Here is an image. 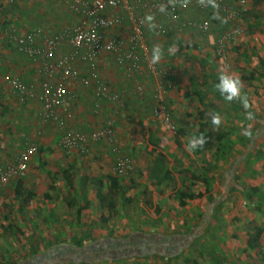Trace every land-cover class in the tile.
Masks as SVG:
<instances>
[{
	"label": "rangeland",
	"instance_id": "obj_1",
	"mask_svg": "<svg viewBox=\"0 0 264 264\" xmlns=\"http://www.w3.org/2000/svg\"><path fill=\"white\" fill-rule=\"evenodd\" d=\"M182 3L187 4L178 10L179 15L198 17L192 2ZM43 5L47 7L49 2L44 0ZM227 5L232 6L242 33L225 42L223 56L221 49H217L215 18L203 32L195 28L180 30L175 21L163 18L171 22L172 30H168L159 13L134 10V14L144 19L142 32L149 53L131 74L123 70L114 56L103 54L100 61L98 59V74L111 89H123L124 96L118 102L94 101L97 104L94 126L99 127L112 115L115 142L120 152L131 158L133 171L125 176L115 173V154L107 143L103 153L94 157L88 156L89 152H75L72 156L61 148L52 156V152L44 156L40 153V144H36L37 151L21 176L23 193L30 190L32 195L28 198L15 195L16 178L0 186V240L5 243V248H0L5 259L3 264H15L16 257L25 264H33L37 258L41 264H55L52 259L56 258L45 257L54 249L64 257L62 248L75 242L88 248L107 239L115 242L116 248L104 253V259L98 260L102 254H97L91 256L93 260L80 263L74 260L81 252L77 249L79 253L73 254L71 259L76 262L60 260L58 264H183L184 258L194 259L199 264L259 263L264 231L262 240L254 248L246 246V239L255 227L264 230V68L260 65V59L264 60V0H230ZM213 13L212 16L216 14ZM64 22L67 25L71 21H58L56 27L61 28ZM22 27L26 29L30 25ZM128 27L129 22L124 21L125 37L129 34ZM16 30L23 31L22 28ZM0 50H3L0 65L4 62L5 73L13 76V72L18 71L12 59H20L1 38ZM158 67L169 70L168 78L172 79L161 102L170 114L172 130L150 113L152 95L164 82L155 69ZM78 71L85 75L87 67L80 65ZM214 76L222 78L221 85L227 88V95L214 85ZM134 84L143 87L139 95L134 93ZM30 103L25 104L27 109H34L36 104ZM198 110L204 112L207 126L213 132H223L226 137L222 145L214 143L200 153L194 150ZM9 119L13 116L9 115ZM177 127H183L185 134L177 133ZM150 138L155 147L153 154L162 153L164 165L170 169L171 179L165 177L159 185L154 184L156 178L152 179L148 171L153 162L149 154ZM8 161H12L10 156ZM63 170L73 189L68 188L62 178ZM190 173L209 176L208 195L211 197L186 200L180 206L179 190L204 189ZM106 174L114 175L118 182L112 213L99 206L91 184V180L100 178L105 181V187ZM50 182L55 189L50 191V198H44ZM70 198L76 203L68 208L65 201ZM160 236L170 243H190L180 251L156 247L135 249L133 245L126 251L123 247L132 239L154 240Z\"/></svg>",
	"mask_w": 264,
	"mask_h": 264
},
{
	"label": "built area",
	"instance_id": "obj_2",
	"mask_svg": "<svg viewBox=\"0 0 264 264\" xmlns=\"http://www.w3.org/2000/svg\"><path fill=\"white\" fill-rule=\"evenodd\" d=\"M7 2H26L28 0H5ZM192 2L195 7L212 9L223 5L224 0H71L69 9L79 17L76 24H67L55 31H46L43 27H30L24 31L14 29L5 30L4 35L14 47L24 53L30 59H39L42 63V79L40 81L39 101L43 107L41 116L45 119H52L59 126H62L64 119L56 113V107L63 105L70 98L69 90L64 85V80L78 79L84 87H91L94 97L97 100L122 101L123 89H111L99 76L97 68V57L99 54H111L114 56L127 73L131 74L137 64L138 55L147 56L146 44L142 38L143 18L134 14L136 2L145 10L164 9L165 14L174 16L177 7L185 6ZM122 9L128 15L129 34L124 36L123 24L113 10ZM227 17H233L234 11L229 7L226 9ZM198 30L204 31L207 28L205 22L192 23ZM116 31V33H115ZM241 33L238 27L226 30L217 43L219 50H223L225 42ZM69 45L67 55L56 58V50L62 44ZM137 48V50H136ZM220 51V53H221ZM222 51V56H223ZM75 61L85 63L87 73L80 74ZM58 74L57 81H52L54 75ZM158 74L165 78L169 70L162 69ZM6 81L22 95H30L33 91L32 85H24L15 76H6ZM169 86V85H168ZM142 86L134 85V90L140 94ZM160 92L161 97H160ZM165 91L160 86L157 93L152 95L156 99L151 110L152 116L161 119L165 128L172 130L174 125L170 114L161 106ZM105 141L115 154L113 169L117 175L125 176L133 171L131 158L126 153H121L114 138V119L109 115L103 124L88 133L77 130H64L59 144L64 152L78 151L86 153L90 143ZM37 146L32 141H26L22 149L16 154L12 161L0 166V186L13 178L24 175L28 168L30 157L36 153ZM261 264H264V253L261 257Z\"/></svg>",
	"mask_w": 264,
	"mask_h": 264
},
{
	"label": "crops",
	"instance_id": "obj_3",
	"mask_svg": "<svg viewBox=\"0 0 264 264\" xmlns=\"http://www.w3.org/2000/svg\"><path fill=\"white\" fill-rule=\"evenodd\" d=\"M43 1L44 0H30L28 2H20L21 4H18V6H16V4H10L12 2L0 0V24L2 25L0 38L7 46L13 48V51L16 53V57L20 59L18 61L12 59L11 63L14 65L15 70L19 72V74L18 72H13V76L18 77L24 85L33 86V91L30 95L24 96L22 94H19L6 81L5 77L9 75L8 73H5L6 66L4 62L1 63L0 73L3 75L1 76L0 74V166L4 163L9 162V156L13 160L16 154L22 149L26 141H32L35 144L39 143V146L42 148L40 153H43V155L45 156L52 152V156L54 154V151H57L61 148L59 140L64 130H77L88 133L96 129V127L94 126V122L96 120V117L94 115L97 113V104H95L94 102L96 98L94 97L93 92L90 89L91 87H88V89L83 88L78 79L76 80L68 78L63 81L70 94V98L67 100V102H64L63 105L56 107V113L64 119L63 125L59 126V124L54 120L45 119L41 116L43 107L38 99V96L40 93V81L42 79V63L39 59H30L24 53L19 52L4 35L5 30L14 29L15 31H18L16 30V28H22L24 31L30 27H33L31 25L34 23H38L39 21L40 26L43 27L46 31H55L56 29H59L58 27H56L58 21H71L72 13H67L68 16H65L66 10H68L66 6L68 2L70 3L71 0H56L54 2H49V6L47 7L43 5ZM63 1L66 2V4H63ZM144 12L146 11L144 10ZM123 15L124 17H128L125 12H122V16ZM37 16L38 21L36 19ZM127 20L128 18L126 19V22ZM122 21L124 26V19H122ZM66 23L64 22L63 24L65 25ZM24 24H28L30 25V27L24 29L22 27V25ZM62 25L60 27H62ZM3 50H0V55L2 56L3 54L1 53V51ZM69 51V45L66 43L62 44L56 50V58L67 55ZM103 54H99L97 57L96 63L98 69H100L98 59L100 61ZM74 64L77 66H86L85 63L78 61H75ZM119 66L121 65L119 64ZM123 70L127 73L124 68ZM4 75L6 76L3 79ZM58 77V74L54 75L52 81H57ZM84 91L86 93H84ZM29 102H31L30 104L33 106H35L36 104V107L34 109H27L25 104ZM91 102L93 105L91 104ZM31 110L34 113L31 114ZM8 113L11 117L13 116V119H9ZM10 120H13L14 122H11L10 124ZM105 143L107 142L98 141L94 144L92 143V146H88L89 148L87 153H90H88V156L94 157L99 154V152L103 153ZM94 145L98 146L99 149L98 147H94ZM75 152L77 154L80 153L74 150L70 154L72 156H75ZM260 240H262V236L259 241ZM2 242L3 241L0 240V248L3 250L5 248V243L3 244ZM189 243L190 242L188 241H181L177 242L176 244L173 242L169 243V246H176L178 249H180L181 247H188ZM263 246L264 245H262L261 249L264 250ZM2 250H0V264H3L5 260L1 256ZM263 250L262 253H264ZM31 258L28 260H31ZM24 262L25 261L23 259L22 261H19L18 257H16L15 264H24ZM34 263H39L38 258L34 260ZM258 264H261V259H259Z\"/></svg>",
	"mask_w": 264,
	"mask_h": 264
},
{
	"label": "trees",
	"instance_id": "obj_4",
	"mask_svg": "<svg viewBox=\"0 0 264 264\" xmlns=\"http://www.w3.org/2000/svg\"><path fill=\"white\" fill-rule=\"evenodd\" d=\"M28 1H30V0H28ZM46 1L54 2L56 0H46ZM229 3H230V0H224V3H222L223 5H221L219 7H213L211 10L203 9V8L199 9L198 7H195V5H193L194 6V11L198 14V17L196 15H194V17L184 18L183 16L179 15L178 14L179 13L178 10L182 6L177 7V11H175V13H173L174 16H171L169 14H165V11H163L164 10L163 8L162 9H158V10H151L150 12L159 13L161 15L162 19L163 18H167L170 21H175L177 26L180 27V30L182 28H195V27L192 26V23L199 24V23L205 22L207 24V26H208V22H210V21L212 22L214 20V18H215V22L217 23L216 27H217V30H218L217 31L218 34L216 36V43H219V39H220L221 35H223V33H225L226 30H231L234 27H238L241 30V33H242V27L240 26L241 24L238 23L236 19H234V16L233 17H227L226 9H227V7L228 8L232 7V6H228L227 5ZM135 4H137V5H135L134 10H138V11L140 10L141 12H144L143 10H145V9L143 7H141V6H139L138 2H136ZM68 5H69V2L67 4V6H66L68 10H66V15L65 16H68L67 13L68 14L72 13L71 14V22H68V24L74 25V24H76V21L78 20L77 18L79 17V15L77 13L75 14L74 12H72V10L69 9ZM145 11H147V10H145ZM213 11H215V13H216L214 16H212L214 14ZM122 12H123L122 9H118L117 11L115 9L113 10V14H117V15L120 16L122 24H123L122 19H124L125 23H127L128 22V20L126 22L127 17H124V15L122 16ZM203 13L204 14H208V16L203 18L201 16ZM151 15L153 16V14L150 13V16ZM136 16L142 17L141 15H136ZM36 19L38 21V16L36 17ZM67 19H68V17H67ZM143 21H144V19H143ZM162 23L165 24V26L167 28H169L168 30H172V28L169 27L171 22H168L166 19H163ZM33 26L41 27L40 26V21L38 23H34ZM143 28H144V22L142 24V31H143ZM122 29H124V28L122 27ZM199 31L201 32L202 30H199ZM115 33H116V31H115ZM166 33H168V32L166 31ZM238 36L239 35H236L233 39L237 38ZM142 38H143V42L147 45L148 42H147V39L144 37L143 32H142ZM233 39H232V37H230L227 41H231ZM180 41L179 42L182 43V39H180ZM217 47H218V45H217ZM136 50H137V48H136ZM139 53L140 54L138 55V59H137V63H138L137 65L138 66H140L141 63H144L143 59H145V57L141 54V50H140ZM260 65H262V67L264 68V60L260 59ZM155 69H156L157 72L162 70L159 67L155 68ZM136 70H137V67L135 68V70H133L132 73H134ZM168 76L166 78V81H165V78H164V80H162L164 82L162 83V85L160 84V86L164 89L165 92L170 88V86H171L170 82H172V79L168 78ZM169 80H170V82H169ZM221 80H222V78L214 76V85H216V87L219 89V91L222 92V94L227 95V88L223 87L221 85ZM231 84H233V83L231 82ZM134 85H137V84H134ZM134 93L136 95H139L138 92L135 91V90H134ZM155 100L156 99H153V102H152L151 107H150L151 110H152V108H153V106H154V104L156 102ZM150 113H151V111H150ZM196 119L198 120L197 129H196V132H195V135H196V138H197V142H196L195 147H194V150H195L196 153H200V152H202L205 149H209L210 147H212L214 145V143H216L217 145H222L223 142L226 141V137H225V134L223 132H213L207 126L208 124H207V121L204 119V112L202 110H198L197 111ZM257 130H258V126L255 129V132ZM176 132L181 134V135L185 134V130H184L183 127H177L176 128ZM148 143L152 146V149L149 152V154H152V156H153L152 157V161L153 162H150V165L148 166V171L151 174V178L152 179L156 178L154 184L159 185V184L162 183V179L163 178L167 177V179H171L170 169L167 166L164 165L165 156L162 153L157 152L156 153L157 155L153 154V152L155 151V149H153V148H155V147H154V144H153V141L151 140V138L148 139ZM184 173H185V171H184ZM66 174L67 173L65 172V170H63L62 171V178L66 181L68 188L73 189V184L71 183L70 178ZM190 177L192 179H194V180H199L202 183L204 189L202 191L199 190V191H196V192H191L190 190L189 191L179 190L177 192V199H178V204L180 206H183L185 204L186 200H193L195 198H200V197H203V196H206L208 198L211 197L210 194L208 195V186L210 184V179H209V176L207 174H204V173H200V174L190 173ZM16 179L17 180H16L15 186H14L15 195L16 196L17 195L24 196L25 198L26 197L27 198L30 197L32 195V191L29 190V191H26V193H23V191H25V189L22 188L21 177H18ZM105 179L108 182V184L106 183L105 187H104V184H103L105 181H103V179H100V178H98L96 180H91V184H92V186L94 188V195H95V198L98 201L99 206L101 208H107L112 213V212L115 211V206H116L115 193L117 191L118 182H117L116 177L114 175H111V174H106L105 175ZM54 189H55L54 183L50 182L48 184V191L43 193V197L44 198H50V191H52ZM247 196H248V198H251V195L248 194ZM75 203H76V201H75L74 198H70V200L65 201V204H66V206L68 208L73 206ZM263 231L264 230H263L262 227H259V226L255 227L254 230H253L252 235L247 237V239H246V246L248 248H254V247L258 246L259 239H260ZM133 241H135V240H130L129 242H125L124 243L123 247H124V249L126 251L129 250L130 247H132V245H133L132 242ZM138 243H140V245L143 246V247H149L150 245H154V247H156V248L167 249L168 251L169 250H175V249L179 250L176 246H169V243H170L169 239H167L165 237H162V236H160V237H158V238H156L154 240H150V239L139 240ZM115 248H116V243L113 242V241H110L109 239H107L106 241L99 242L98 245L91 246V247H88V248H84V247H82L80 245V243L77 244L75 242V244L68 245L65 248H62V249H64L63 251L65 252V256L64 257L59 256V253H58L57 249H54L51 252L47 253L45 255V257H47V258H56V259H52V261L55 264H58L60 262V260L70 261L72 263L78 261V262L81 263V261H84V260H86V261H89L90 259L93 260L94 257H91V256H95L97 254H100V255L102 254V257H98L97 258L98 260L104 259V253L110 252L112 250H115ZM59 249H61V248H59ZM77 249H78V251H81L80 255H78V256L76 255L78 259L74 258V255H73V254L79 253L77 251ZM72 258H74V260H76V261L71 260ZM84 258H86V259H84ZM38 264H41V263H38ZM183 264H199V263L196 260H194V259L184 258Z\"/></svg>",
	"mask_w": 264,
	"mask_h": 264
},
{
	"label": "flooded vegetation",
	"instance_id": "obj_5",
	"mask_svg": "<svg viewBox=\"0 0 264 264\" xmlns=\"http://www.w3.org/2000/svg\"><path fill=\"white\" fill-rule=\"evenodd\" d=\"M133 240V239H132ZM139 240L140 239H135V241H133L132 242V244H133V246L135 247V249H140V248H145V247H143V246H141V245H139V246H137L136 244H139L138 242H139ZM149 246V245H148ZM149 247H154V245H150ZM132 249V247H130L129 248V250H131ZM47 264V263H46Z\"/></svg>",
	"mask_w": 264,
	"mask_h": 264
}]
</instances>
